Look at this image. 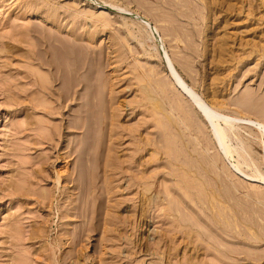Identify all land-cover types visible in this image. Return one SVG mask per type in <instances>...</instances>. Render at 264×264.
<instances>
[{
	"label": "rangeland",
	"instance_id": "obj_1",
	"mask_svg": "<svg viewBox=\"0 0 264 264\" xmlns=\"http://www.w3.org/2000/svg\"><path fill=\"white\" fill-rule=\"evenodd\" d=\"M263 141L264 0H0V264H264Z\"/></svg>",
	"mask_w": 264,
	"mask_h": 264
},
{
	"label": "bare ground",
	"instance_id": "obj_2",
	"mask_svg": "<svg viewBox=\"0 0 264 264\" xmlns=\"http://www.w3.org/2000/svg\"><path fill=\"white\" fill-rule=\"evenodd\" d=\"M180 2V1H179ZM165 4H166V2H165ZM180 5V4H179ZM142 6V5H141ZM155 8V7H154ZM157 9V8H156ZM155 9V10H156ZM150 10V9H149ZM155 10H153V11H155ZM149 14V13H148ZM155 14V13H154ZM169 15V14H168ZM164 16H166V15H164ZM172 17V16H171ZM174 18V17H173ZM173 20V19H172ZM175 22V21H174ZM173 22V23H174ZM147 25H148V23H146ZM145 24V25H146ZM178 26V25H177ZM165 32V31H164ZM145 34V33H144ZM163 35H165V34H163ZM181 35V34H180ZM83 60V59H82ZM79 61V60H78ZM69 62V61H68ZM83 62V61H82ZM168 63V66H169V72H170V75H171V77H172V79L174 80V83H175V85H176V87H178V89L179 90H181L182 92H184L186 95H187V97H188V99H189V101L192 103V105L196 108V110L198 111V113L201 115V117L204 119V121L210 126V129H212V131L210 130V132H212L214 135L213 136H215L214 138H216L215 140H217V142H218V146L219 147H217V148H220V147H224L223 149H224V153L223 154H221V155H224L223 157H227V156H229V157H231V147L233 148V146H235V145H233L232 144V146L230 147V144H229V142H231V141H229V139H232L233 138V136L235 135V134H233V136H231L232 138H230L229 136L231 135L229 132L233 129V127H234V124H233V122H241V121H245V123H249V124H251V126H253V127H258V129H260V128H262V125L260 124V123H258L257 121H254V120H252V119H249V118H244L243 116L242 117H238V116H232V115H229V114H226V113H224V112H222L221 110H219V108H217L216 107V105H213V104H209V103H207V102H205L204 100H202L199 96H197L186 84H185V82L180 78V76L174 71V69L172 68V66H171V64L169 63V62H167ZM69 64V63H68ZM156 75V74H155ZM151 80V79H150ZM157 83V82H156ZM155 84V83H154ZM162 84H164V83H162ZM159 86V85H158ZM157 86V87H158ZM163 86V85H162ZM169 87V86H168ZM162 88V87H161ZM160 89V88H159ZM149 90V89H148ZM161 91H163V90H161ZM160 91V92H161ZM166 91V90H165ZM148 94V93H147ZM171 94V93H170ZM164 96V95H163ZM148 97V96H147ZM167 97V96H166ZM168 98V97H167ZM153 99V98H152ZM171 100V99H170ZM154 101V100H153ZM152 101V102H153ZM174 103H176V102H174ZM248 103V102H247ZM167 104V103H166ZM169 104V103H168ZM171 104V103H170ZM180 106V105H179ZM179 106H177L178 108H179ZM184 106V105H183ZM251 106V105H250ZM159 107V106H158ZM170 107V106H169ZM172 107V106H171ZM175 107V106H174ZM184 108V107H183ZM182 108V109H183ZM161 110H162V108H160ZM171 109V108H170ZM172 109H175V108H172ZM187 109V108H186ZM177 110V109H176ZM186 111V110H185ZM183 112V111H182ZM176 113V112H175ZM180 113V112H179ZM184 114H185V112H184ZM187 114V113H186ZM189 114V113H188ZM155 115V114H154ZM157 115V114H156ZM181 115V114H180ZM183 115V114H182ZM233 115H235V114H233ZM237 115V114H236ZM192 116V115H191ZM95 117V116H94ZM165 118V117H164ZM178 118V117H177ZM189 118V117H188ZM183 119V118H182ZM186 119V118H185ZM168 122V121H167ZM172 122V121H171ZM186 122V121H185ZM190 122V121H189ZM199 122V121H198ZM184 123V122H183ZM182 123V124H183ZM164 124V123H163ZM187 124H188V122H187ZM206 124V125H207ZM222 124H224V126L222 125ZM169 125V124H168ZM236 126H237V124H235ZM158 126L159 127H161V125H159V123H158ZM165 126V125H164ZM196 126H197V124H196ZM223 126V127H222ZM236 126L234 127V128H236ZM167 127V126H166ZM187 126H185V128H186ZM191 127V126H190ZM193 127V126H192ZM167 129V128H166ZM187 129V128H186ZM236 129H239L238 128V126H237V128ZM174 130V129H173ZM173 130H172V132H173ZM196 130V129H195ZM198 130V129H197ZM234 131V130H233ZM181 132V131H180ZM184 132V131H183ZM182 132V133H183ZM231 133H233L232 131H231ZM184 134V133H183ZM182 134V135H183ZM193 134H194V132H193ZM196 134H198V133H196ZM230 134V135H229ZM173 135H174V133H173ZM167 136V135H166ZM178 137V136H177ZM186 137V136H185ZM184 137V138H185ZM195 137V136H194ZM237 137V136H236ZM203 138V137H202ZM213 138V139H214ZM168 139H170V138H167V140ZM183 139V138H182ZM186 139V138H185ZM234 139V138H233ZM232 139V140H233ZM236 139L237 138H235V141H236ZM172 141H173V143H174V140L173 139H171ZM206 140V139H205ZM234 141V142H235ZM239 141V140H238ZM178 142H180L179 140H178ZM216 142V143H217ZM262 142V141H261ZM264 142V141H263ZM170 142L168 141V144H169ZM187 143V142H186ZM188 143H190V142H188ZM236 143H237V141H236ZM239 143H240V141H239ZM165 144V143H164ZM172 144V143H171ZM180 144V143H179ZM184 144V143H183ZM235 144V143H234ZM264 144V143H263ZM262 144V145H263ZM177 145V144H176ZM175 145V146H176ZM189 145V144H188ZM212 145V144H211ZM178 146V145H177ZM184 146H186V145H184ZM207 146V145H206ZM239 146H240V148H239ZM238 146V148L239 149H241L242 150V147H241V144ZM261 146V145H260ZM179 147V146H178ZM182 147V146H181ZM193 147V146H192ZM235 147H237V146H235ZM263 147H264V145H263ZM203 148H205V147H203ZM262 148V147H261ZM166 149H167V147H166ZM173 149V148H172ZM233 149H235V148H233ZM232 149V150H233ZM194 151H195V149H193ZM207 150V149H206ZM240 150V151H241ZM263 150H264V148H263ZM164 151V150H163ZM188 151H190V150H188ZM221 151V150H220ZM219 151V152H220ZM223 151V150H222ZM239 150H237V152H238ZM243 151H245V150H242L241 151V155H243ZM170 152V151H169ZM207 152H208V150H207ZM236 152L234 151V154H235ZM179 154V153H178ZM200 153H198V155H199ZM202 154V153H201ZM219 155H220V153H218ZM170 155V154H169ZM220 155V156H221ZM233 155V154H232ZM238 156L240 155V154H237ZM204 156V155H203ZM245 156V155H244ZM205 157V156H204ZM243 157V156H242ZM246 157H248L247 155H246ZM189 158V157H188ZM193 158V157H192ZM213 158V157H212ZM215 158V157H214ZM239 158H241V157H239ZM242 159V158H241ZM245 159V158H244ZM243 159V160H244ZM250 159V158H249ZM198 160V159H197ZM202 160V159H201ZM200 160V161H201ZM203 160H205V158L203 159ZM242 160V161H243ZM252 160V158L250 159V161ZM208 161V160H207ZM245 161V160H244ZM182 162V161H181ZM189 162V161H188ZM195 162H196V160H195ZM194 162V163H195ZM179 163V162H178ZM191 163V165L193 164L194 165V163H192V162H190ZM201 163V162H200ZM203 163H204V161H203ZM239 162H237V164L235 163V165H238V166H235L234 164H233V166L231 165L230 167H234V168H232V169H235L234 171L235 172H237L238 174H240V176H242V177H244V179H247L248 181H251V182H257V183H259V184H262V185H264V155H263V161H262V168H263V172L261 171V173H263V174H259L258 172L260 171L258 168H256V169H258L257 171L258 172H255V173H257V175H255L254 174V171L256 170H252L253 172V174L254 175H251V173H250V175L248 174V173H245L244 171H242V169H240L241 167L239 166L240 164H238ZM243 163H246V162H241V164L243 165ZM250 163H252V162H250ZM250 163H247V165L248 164H250ZM197 164V163H196ZM195 164V165H196ZM205 164V163H204ZM252 164H254V163H252ZM181 165H184V164H181ZM241 165V166H242ZM247 165H245V167H247ZM251 165V164H250ZM255 165V167H257L256 166V164H254ZM254 165H252L251 167H254ZM260 165V164H259ZM200 166V165H199ZM206 166V165H205ZM204 166V167H205ZM244 166V165H243ZM261 166V165H260ZM183 167V166H182ZM189 167V166H188ZM201 167V166H200ZM199 167V168H200ZM208 167V166H207ZM240 167V168H239ZM190 168H191V166H190ZM189 168V169H190ZM197 168V167H196ZM195 168V169H196ZM206 168V167H205ZM211 168V167H210ZM248 169H249V167H247ZM261 168V169H262ZM198 170V169H197ZM212 170H213V167H212ZM207 171V170H206ZM214 171V170H213ZM201 172V171H200ZM177 173V172H176ZM194 173H197V172H195L194 171ZM208 173V172H207ZM180 175V174H179ZM182 175V174H181ZM199 176V175H198ZM179 177V176H178ZM200 177H201V175H200ZM187 178V177H186ZM202 178V177H201ZM188 179V178H187ZM203 180V179H202ZM244 181V180H243ZM198 182V181H197ZM210 182V181H209ZM215 184V183H214ZM233 184V183H232ZM212 185V184H211ZM191 186V185H190ZM214 186V185H213ZM223 187H224V185H223ZM239 187V186H238ZM221 188H222V186H221ZM254 189V188H253ZM216 192H217V190H216ZM260 192V191H259ZM223 193V192H222ZM229 195V194H228ZM262 195V194H261ZM184 196H186V195H184ZM215 196H217V195H215ZM210 197V196H209ZM212 197V196H211ZM224 197V196H223ZM213 199V198H212ZM219 199V198H218ZM228 199V198H227ZM230 199V198H229ZM261 199V198H260ZM166 201V200H165ZM175 201V200H174ZM214 201V200H213ZM227 202L229 201V200H226ZM189 202H190V200H189ZM205 202V201H204ZM215 202V201H214ZM177 203H178V201H177ZM176 203V204H177ZM192 203V202H191ZM201 203V202H200ZM219 203V202H218ZM193 204V203H192ZM217 204V203H216ZM174 205V204H173ZM205 205V204H204ZM219 205V204H218ZM206 206V205H205ZM216 207V206H215ZM196 208V207H195ZM218 208V207H217ZM216 208V209H217ZM221 208V207H220ZM219 208V209H220ZM234 208V207H233ZM171 209V208H170ZM181 209V208H180ZM187 209V208H186ZM205 209V208H204ZM227 209V208H226ZM173 210V209H172ZM174 210H176V209H174ZM218 210V209H217ZM224 210V209H223ZM182 211V210H181ZM198 211V210H197ZM201 210H199V212H200ZM226 211V210H225ZM171 212V211H170ZM219 212V211H218ZM191 213V212H190ZM201 213V212H200ZM220 213V212H219ZM223 213V212H222ZM234 214V213H233ZM184 215V214H183ZM206 216V215H205ZM216 217V216H215ZM225 217V216H224ZM207 218V217H206ZM226 219V218H225ZM230 219V218H229ZM209 220V219H208ZM219 220V219H218ZM228 220V219H227ZM193 221V220H192ZM223 221V220H222ZM207 222H209V221H207ZM243 222H244V220H243ZM182 223V222H181ZM188 223V222H187ZM189 223H190V221H189ZM200 223V222H199ZM220 223V222H219ZM198 224V223H197ZM202 224V223H201ZM222 224V223H221ZM233 224H236V223H233ZM190 226H191V224H190ZM202 227H203V225H201ZM213 226V225H212ZM224 226V225H223ZM236 226H239L238 224L236 225ZM200 227V226H199ZM227 227V226H226ZM197 228V227H196ZM232 228H234V227H232ZM202 229V228H201ZM205 229V228H204ZM204 229H202V231L204 230ZM205 231V230H204ZM188 232V231H187ZM218 232V231H217ZM241 232V231H240ZM209 234V233H208ZM185 235V234H184ZM205 235V234H204ZM187 236V235H186ZM205 236H208V235H205ZM225 236V235H224ZM256 236V235H255ZM197 237V236H196ZM238 237V236H237ZM256 238V237H255ZM209 239V238H208ZM247 239V238H246ZM249 239V238H248ZM199 240V239H198ZM201 240V239H200ZM218 240V239H217ZM220 240V239H219ZM209 241V240H208ZM213 242V241H212ZM211 242V243H212ZM214 242H216V241H214ZM219 242V241H218ZM221 243H222V241H221ZM215 245H216V243H214ZM221 245H223V244H221ZM220 245V246H221ZM232 246V245H231ZM219 247V246H218ZM221 249V248H220ZM231 249V248H230ZM232 249H233V247H232ZM230 252V251H229ZM218 253V252H217ZM220 254V253H219ZM223 254V253H222ZM234 255V254H233ZM224 256V255H223ZM227 256V255H226ZM247 256V255H246Z\"/></svg>",
	"mask_w": 264,
	"mask_h": 264
},
{
	"label": "water",
	"instance_id": "obj_3",
	"mask_svg": "<svg viewBox=\"0 0 264 264\" xmlns=\"http://www.w3.org/2000/svg\"><path fill=\"white\" fill-rule=\"evenodd\" d=\"M170 76H171V75H170ZM171 80L174 81V80L172 79V77H171ZM181 92H182V91H181ZM183 94L187 97V95H186L184 92H183ZM187 98H188V97H187ZM188 100H189V99H188Z\"/></svg>",
	"mask_w": 264,
	"mask_h": 264
}]
</instances>
